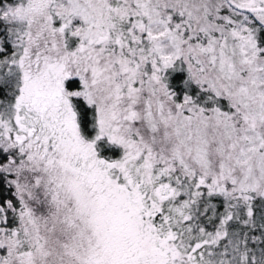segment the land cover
Instances as JSON below:
<instances>
[{"label":"rangeland","instance_id":"rangeland-1","mask_svg":"<svg viewBox=\"0 0 264 264\" xmlns=\"http://www.w3.org/2000/svg\"><path fill=\"white\" fill-rule=\"evenodd\" d=\"M3 7L15 53L1 74L16 97L0 113V170L13 167L27 216L13 227L0 205V264H18V232L36 233L31 185L47 192L48 224L73 235L69 247L81 264H194L196 237L211 245L200 248L196 255L208 257L197 264H213V238H226L229 204L264 197L257 38L264 0H17ZM172 70L186 73L204 104L168 90ZM71 79L81 88L66 90ZM71 98L95 109L96 139L120 148L119 161L100 160L95 141L83 140ZM139 115L148 137L136 129ZM207 200L227 214L204 229L194 208L202 202L203 214ZM164 213L188 247L163 239Z\"/></svg>","mask_w":264,"mask_h":264},{"label":"trees","instance_id":"trees-1","mask_svg":"<svg viewBox=\"0 0 264 264\" xmlns=\"http://www.w3.org/2000/svg\"><path fill=\"white\" fill-rule=\"evenodd\" d=\"M16 4L17 0H0V10L3 6L10 7ZM257 38L259 47L264 50V28L257 30ZM13 45V38L8 30V26L0 18V113L7 112V108L14 102V97H16L14 88L8 80L2 78L1 74L3 73L1 70L2 64L15 53ZM186 80V73L181 70L168 71L165 76V84L168 90L176 95V98L188 94L196 99L197 104H204V97L199 96L194 87H188ZM80 88L81 85L77 80L71 79L65 84L66 90H78ZM70 105L75 114L76 123L83 140L87 142L95 141L98 158L107 163L119 161L123 155L120 148L110 145L105 139H96L95 109L89 106L82 98H71ZM142 116L139 115L138 117L136 129L139 135L148 137L149 134ZM11 170H13V167ZM11 170H0V205L7 212L9 220H11V224L14 227L19 222V216L22 217V214L23 216H27L24 209H27V207H25L22 201V198L26 195H21L19 186H17L18 176L16 173H11ZM31 187L32 185L25 188L27 192L31 191V197L37 199L35 202V204L37 203L35 214V217H37V230L36 233L31 231L23 232V230L18 232L17 238L21 243V248L19 249L21 258H17L18 264H81L78 255L73 248L69 247L73 235L71 236L69 231L67 236L62 234L61 223L57 224L58 230H56L57 226L54 221L48 224L49 219H51L49 215L51 210L49 205L45 204L46 199H48L47 192L43 188H39L34 193ZM207 201V204L204 206L205 211L204 208L202 210L203 214H201L202 202L195 205L196 207L200 205V208H194L196 211L194 212L197 214L195 216L197 225L206 229V222L208 223V220H210L214 228L223 215L225 216L227 212L230 215V220L225 226L226 238L219 241L213 238L212 252H210L211 256H209L213 259V264H264V197L256 196L248 200L247 203L236 201L234 204H229L227 212L224 211V206L221 204L216 206L215 201L212 200L213 203L210 200ZM248 209L251 215L247 217L246 211ZM165 213L163 215V218L165 217L163 239L169 236L175 239L176 245L180 243L181 248L184 246L188 247V236L186 235L183 240H179L174 232L175 227L166 222ZM182 222L184 225H189L187 222H184V218ZM51 225L53 230L48 228L46 230V227ZM191 241V244H194V242L202 244L195 254H193V258L190 261L194 262V264H197L199 261L205 262L208 257L207 252L200 258L196 254H198L202 246L206 247L207 244L210 245L209 241L198 237Z\"/></svg>","mask_w":264,"mask_h":264}]
</instances>
